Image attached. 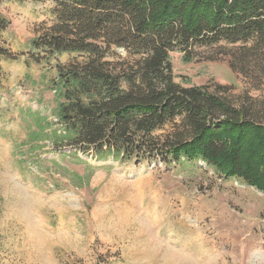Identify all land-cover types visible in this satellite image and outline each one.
<instances>
[{
    "label": "rangeland",
    "instance_id": "374dc122",
    "mask_svg": "<svg viewBox=\"0 0 264 264\" xmlns=\"http://www.w3.org/2000/svg\"><path fill=\"white\" fill-rule=\"evenodd\" d=\"M55 7L54 0H0L10 21L0 45L29 53V42L54 23ZM238 46L197 48L190 64L173 53L175 82L208 86L234 107L244 96L264 102V81L229 67ZM116 52L112 60L128 57ZM27 59L0 57V264H264V193L242 181L223 179L205 164L129 163L80 153L96 167L89 170L56 155L48 143L35 152L24 147L29 128L21 110L48 112L53 94L44 82L57 77L58 65L84 56L58 53L31 66ZM180 123L155 135L175 134Z\"/></svg>",
    "mask_w": 264,
    "mask_h": 264
},
{
    "label": "trees",
    "instance_id": "16d2710c",
    "mask_svg": "<svg viewBox=\"0 0 264 264\" xmlns=\"http://www.w3.org/2000/svg\"><path fill=\"white\" fill-rule=\"evenodd\" d=\"M54 1L55 21L29 42V53L0 45V57L26 56L27 66L58 53L84 56L58 65L57 77L44 82L53 94L49 113L21 110L29 128L24 147L35 152L48 143L56 155L89 170L96 167L80 153L129 163L205 164L264 193V102L244 96L234 107L208 86L175 82L171 61L179 52L190 64L197 48L238 44L232 72L264 81V0ZM9 25L0 13V31ZM121 49L128 57L112 60ZM43 102L41 96L37 103ZM178 118L175 134L155 135ZM73 176L89 183L88 176Z\"/></svg>",
    "mask_w": 264,
    "mask_h": 264
},
{
    "label": "water",
    "instance_id": "95a60500",
    "mask_svg": "<svg viewBox=\"0 0 264 264\" xmlns=\"http://www.w3.org/2000/svg\"><path fill=\"white\" fill-rule=\"evenodd\" d=\"M119 51H120V52H122V53H124V50H122V49H121V50H119Z\"/></svg>",
    "mask_w": 264,
    "mask_h": 264
}]
</instances>
